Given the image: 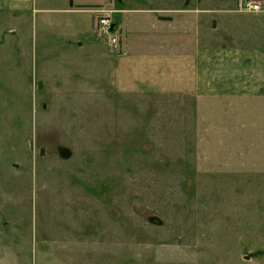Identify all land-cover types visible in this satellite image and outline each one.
<instances>
[{"label": "rangeland", "instance_id": "1", "mask_svg": "<svg viewBox=\"0 0 264 264\" xmlns=\"http://www.w3.org/2000/svg\"><path fill=\"white\" fill-rule=\"evenodd\" d=\"M124 1L36 0L26 13L0 17V264H264L259 103L242 120L231 103L184 97L195 107L184 124L178 98L143 96L133 105L141 127L91 92L81 107L63 108L59 98L45 108L56 87L112 91L109 63L95 54L114 51L119 31L100 34L94 10ZM131 2L207 7L210 25L199 37L201 14L176 16L190 19L196 41L264 50V12L231 11L234 0ZM69 6L75 14L47 11ZM51 16L77 25L70 57V30L48 25ZM130 126L137 132L107 134Z\"/></svg>", "mask_w": 264, "mask_h": 264}, {"label": "crops", "instance_id": "2", "mask_svg": "<svg viewBox=\"0 0 264 264\" xmlns=\"http://www.w3.org/2000/svg\"><path fill=\"white\" fill-rule=\"evenodd\" d=\"M131 1L126 6L124 1L117 15L119 31L117 38L120 45H114L115 50L109 54L102 52L95 54L100 59L106 58L109 63L107 76L112 91L101 88L100 83L96 87L90 85L85 87L84 84L80 90H77L78 92L56 87L51 94H48L46 109L54 108L57 103L60 105L59 98L63 102V108L67 109L70 104L81 107L86 101V93L91 92L96 93L98 97L101 95L104 104H109L110 110H117L116 115L122 116V113L130 111L128 119H133L131 120L134 122L133 125L140 127L142 125L136 120L137 115L133 110V105H138L136 100L139 97L148 100H156L158 97L164 99L167 96L178 98L182 105L176 115L183 118L184 124L192 113L191 108L194 107L187 105L188 102L184 97L192 98L195 102L214 99L231 103L239 113L237 117L242 120V116L247 117L244 113L250 106L257 108L260 104L264 109V50L244 48L240 44L229 43L224 39L215 45L209 40L208 43L202 44L203 41L198 38L199 42H197L196 38L191 37V28L188 26L190 19L184 16L180 21L176 16L188 13L201 14L194 18L199 28V34L195 36L199 37L210 25L211 19L207 15L210 10L207 7L189 8V4H186L184 8L181 5V7L164 9L155 6H137ZM35 4L36 0H0V17L26 13L34 9ZM75 10L73 6H69L47 11L75 14ZM165 10L171 11L170 14L163 13L166 12ZM231 11L235 10L231 9ZM54 19L55 17L51 16L48 25L70 30L65 34L66 46L63 48L70 57L69 53L74 44L71 37L75 35L77 25L72 17L66 18L63 22H56ZM182 21H184L183 25L180 26ZM216 23L218 25V20ZM195 29H197L196 25ZM186 40L188 42H185ZM84 45L83 41L78 40L79 47L84 49ZM181 97L183 99H180ZM119 98L124 99V106ZM129 99L133 100L128 102ZM262 117L260 113L259 118ZM44 123L54 127L51 122L44 121ZM245 128L246 125L242 124L241 131ZM135 132L137 130L130 126L120 132L118 129L107 134L127 135ZM87 136L80 135L82 141H85ZM101 140L100 137L91 147L98 149Z\"/></svg>", "mask_w": 264, "mask_h": 264}, {"label": "built area", "instance_id": "3", "mask_svg": "<svg viewBox=\"0 0 264 264\" xmlns=\"http://www.w3.org/2000/svg\"><path fill=\"white\" fill-rule=\"evenodd\" d=\"M236 11L240 13H260L264 12L263 0H235ZM115 9H97L98 13L97 25L99 26V33H110V27L114 20ZM112 43H117V37L111 39Z\"/></svg>", "mask_w": 264, "mask_h": 264}, {"label": "water", "instance_id": "4", "mask_svg": "<svg viewBox=\"0 0 264 264\" xmlns=\"http://www.w3.org/2000/svg\"><path fill=\"white\" fill-rule=\"evenodd\" d=\"M162 19H168V17H162ZM115 25H116L115 22L111 25V31L114 30ZM216 26H217V23H216V21L214 20V21H213V27H216ZM42 153H44V149L42 150ZM250 258H251V256H247V259H250Z\"/></svg>", "mask_w": 264, "mask_h": 264}, {"label": "trees", "instance_id": "5", "mask_svg": "<svg viewBox=\"0 0 264 264\" xmlns=\"http://www.w3.org/2000/svg\"><path fill=\"white\" fill-rule=\"evenodd\" d=\"M120 4V3H119Z\"/></svg>", "mask_w": 264, "mask_h": 264}]
</instances>
